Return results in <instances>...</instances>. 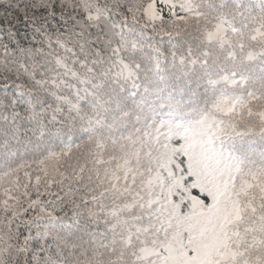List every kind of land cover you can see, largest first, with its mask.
Segmentation results:
<instances>
[{"label":"snow or ice","instance_id":"obj_1","mask_svg":"<svg viewBox=\"0 0 264 264\" xmlns=\"http://www.w3.org/2000/svg\"><path fill=\"white\" fill-rule=\"evenodd\" d=\"M0 264H264V0H0Z\"/></svg>","mask_w":264,"mask_h":264}]
</instances>
